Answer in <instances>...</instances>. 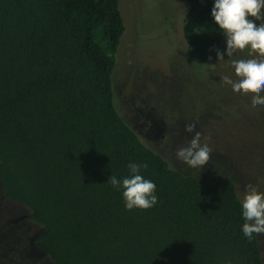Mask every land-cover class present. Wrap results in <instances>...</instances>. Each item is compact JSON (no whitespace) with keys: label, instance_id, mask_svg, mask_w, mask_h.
Instances as JSON below:
<instances>
[{"label":"trees","instance_id":"obj_1","mask_svg":"<svg viewBox=\"0 0 264 264\" xmlns=\"http://www.w3.org/2000/svg\"><path fill=\"white\" fill-rule=\"evenodd\" d=\"M188 57L209 59L224 39L214 0H185ZM124 31L118 0H0V195L40 228L50 264H263L242 232L233 181L173 169L114 107V55ZM129 163L158 202L125 208L111 175Z\"/></svg>","mask_w":264,"mask_h":264},{"label":"rangeland","instance_id":"obj_2","mask_svg":"<svg viewBox=\"0 0 264 264\" xmlns=\"http://www.w3.org/2000/svg\"><path fill=\"white\" fill-rule=\"evenodd\" d=\"M118 9L124 31L114 55L112 84L114 107L123 122L143 145L182 174L199 179L227 176L240 201L248 184L264 192V105L252 107V94L236 93L221 80L223 76L237 79L231 62L252 58L250 50L232 57L225 52L219 61L214 51L211 60L197 64L188 57L181 35L185 0H118ZM218 49L225 51L226 37ZM189 122H197L201 144L213 149L202 169L189 168L175 156L177 148L191 139L184 131ZM0 210L4 232L0 264H33L23 257L26 240L20 239L17 229L4 227L5 221L27 210L5 199ZM23 224L20 233L27 229L26 237L40 232L31 221ZM257 240L264 264V235ZM46 260L44 256L39 261Z\"/></svg>","mask_w":264,"mask_h":264},{"label":"clouds","instance_id":"obj_3","mask_svg":"<svg viewBox=\"0 0 264 264\" xmlns=\"http://www.w3.org/2000/svg\"><path fill=\"white\" fill-rule=\"evenodd\" d=\"M211 16L226 37L224 52L213 49L218 61L224 60L225 52L228 57H232L245 49H249V55L252 56L249 59L232 60L236 80L229 76H223L221 80L231 85L236 93L252 94V107L264 105V0H214ZM254 21L261 23L257 26ZM210 66L215 67V64ZM184 131L191 135V139L186 145L177 148L176 159L189 168L202 169L211 159L213 149L207 143L201 144L202 134L197 130V122L186 123ZM127 167L129 176L121 180L111 175L107 182L113 188L123 190L126 210L152 208L158 202L156 185L140 174L141 169H147L148 164L129 163ZM241 205L245 221L242 226L244 236L251 241L253 234L264 235V192L248 184ZM225 264H233V261L227 260Z\"/></svg>","mask_w":264,"mask_h":264},{"label":"flooded vegetation","instance_id":"obj_4","mask_svg":"<svg viewBox=\"0 0 264 264\" xmlns=\"http://www.w3.org/2000/svg\"><path fill=\"white\" fill-rule=\"evenodd\" d=\"M2 199L3 198H1L0 201ZM8 214L10 215V213H8ZM1 216H2V214H1V210H0V217ZM25 220H26L25 219V214H23V215H20L18 217L11 218V220L5 221L4 222L5 225L4 224L3 225H4V227L6 229L9 228V230L17 229V233L21 236L20 239L26 240L25 244H24L25 251H24L23 257H25L28 260H30L33 264L34 263H36V264L37 263L38 264H50L49 262L48 263L46 262L47 260L45 262H43V263L41 261H39L42 257L44 258V255L40 251H38L33 245V240H34V238L36 237L37 234H32V235L26 237L24 235V233H26L28 231L27 229H23L22 230L23 233H20L21 232V227L24 225L23 223H24ZM3 234H4V232L0 230V237L1 236L3 237Z\"/></svg>","mask_w":264,"mask_h":264}]
</instances>
